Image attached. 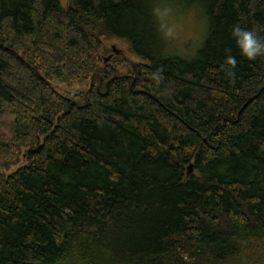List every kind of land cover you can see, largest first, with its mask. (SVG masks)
<instances>
[{"label":"trees","instance_id":"trees-1","mask_svg":"<svg viewBox=\"0 0 264 264\" xmlns=\"http://www.w3.org/2000/svg\"><path fill=\"white\" fill-rule=\"evenodd\" d=\"M192 1L183 58L164 0H0V264H264V0Z\"/></svg>","mask_w":264,"mask_h":264},{"label":"rangeland","instance_id":"rangeland-1","mask_svg":"<svg viewBox=\"0 0 264 264\" xmlns=\"http://www.w3.org/2000/svg\"><path fill=\"white\" fill-rule=\"evenodd\" d=\"M62 1L66 2L67 0ZM161 6H163L160 12L161 31L164 30L165 32L164 36V33L161 35L165 43V53L183 58L193 57L203 45L208 34L209 25L205 6L200 2L192 0L190 4L186 0H164ZM106 45L115 51V53L111 52L109 54L110 58L107 61H111L114 55L117 54H122L123 57L117 58L118 60L129 59L138 61V57L129 52L126 41H106ZM124 70L126 69H121L123 72ZM84 84L85 88L89 85L88 83ZM84 84L78 85L75 88H67L60 81H56L55 83L64 95H73ZM11 121H13V118L7 117L5 124L1 126V130L9 133L8 127ZM22 162L6 170V173L12 172Z\"/></svg>","mask_w":264,"mask_h":264},{"label":"clouds","instance_id":"clouds-1","mask_svg":"<svg viewBox=\"0 0 264 264\" xmlns=\"http://www.w3.org/2000/svg\"><path fill=\"white\" fill-rule=\"evenodd\" d=\"M233 36L237 38V44L241 50V54L248 60L252 61L258 56L264 55V43L253 32L243 31L237 27L233 30ZM227 63L234 68L236 60L229 57ZM231 74L229 73V75Z\"/></svg>","mask_w":264,"mask_h":264},{"label":"water","instance_id":"water-1","mask_svg":"<svg viewBox=\"0 0 264 264\" xmlns=\"http://www.w3.org/2000/svg\"><path fill=\"white\" fill-rule=\"evenodd\" d=\"M109 58H110V55H109V56H107V57H105V59H104V60H105V61H107Z\"/></svg>","mask_w":264,"mask_h":264}]
</instances>
